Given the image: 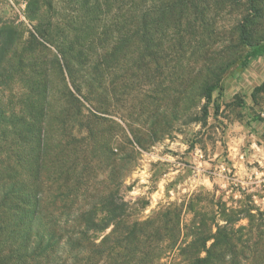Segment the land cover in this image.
<instances>
[{
    "label": "rangeland",
    "instance_id": "1",
    "mask_svg": "<svg viewBox=\"0 0 264 264\" xmlns=\"http://www.w3.org/2000/svg\"><path fill=\"white\" fill-rule=\"evenodd\" d=\"M136 3L0 0V264H264V54L242 66L264 0L151 12L147 52L127 38ZM98 40L102 78L79 79L77 110L51 61ZM21 185L37 210L9 198Z\"/></svg>",
    "mask_w": 264,
    "mask_h": 264
},
{
    "label": "trees",
    "instance_id": "2",
    "mask_svg": "<svg viewBox=\"0 0 264 264\" xmlns=\"http://www.w3.org/2000/svg\"><path fill=\"white\" fill-rule=\"evenodd\" d=\"M156 2V3H155ZM195 0H137L136 7L132 8L133 11L135 9V20L133 25L137 28V30L132 34V38L128 36L127 38L130 41H136L139 48L143 49V51H149L151 40L149 38V26H150V18H151V12H157L160 17V22L162 19L170 14H177V16L181 17L185 10H187L188 6L194 7ZM96 10V7L94 8ZM131 9V8H130ZM196 10V8H194ZM99 12L98 10L95 11ZM93 13V11H92ZM137 14L139 15L137 17ZM163 17V18H162ZM97 21V18L94 17L90 21V31L93 30V24ZM43 30V29H42ZM40 36H47L46 31H40L38 33ZM92 34V33H91ZM241 36L243 41H246V31L244 28L241 30ZM43 38V37H42ZM33 39L35 40V37L33 36ZM36 41V40H35ZM122 43V40H120ZM125 42V41H123ZM96 43V42H95ZM180 43V42H179ZM94 45V43H93ZM97 48L89 47V49H86L84 46L81 45H69L68 48H63L62 50H58V52L55 53L53 61H51V70L55 71L56 74L61 78V82L63 83L64 88V96L62 97L66 104L73 105L77 110L79 109V97L81 93V87L83 86V83L79 82V79L81 78H87L86 79V86H88V91H92V88L95 84H98V81L102 78V72H101V61L103 57L102 53V43L100 40L97 41ZM92 46V45H90ZM118 48V46H116ZM117 48L114 50L116 51ZM77 51V52H76ZM29 53V52H28ZM30 54L33 56L35 53L33 51H30ZM264 54V46H256L254 47L250 53H248L243 61L242 66L247 67L249 62L252 59L258 58ZM107 58V57H106ZM140 60H144L141 58ZM34 62L33 64L30 63L28 67H26L31 75L35 78H40V74H42V80L41 84L37 85V83L34 85L32 92L39 95L40 92H45L49 97L51 96V93H53V89H51V79L48 76L47 73V67L43 68V66H37ZM79 66H78V65ZM78 66V67H77ZM82 75L81 77H79ZM72 86L74 92H72V89H70L68 86ZM213 89H209L208 91V98L207 100H211V93ZM57 93H60L57 91ZM36 117L32 118V124L28 128H26L28 139L29 134H35V126H36ZM94 130L91 129L90 133L93 134ZM39 143L45 142V137L43 130L41 129L39 134H37ZM38 177V175L34 176V178ZM37 181H39V177L37 178ZM17 195H15L14 191H10L8 193V196L16 197L18 196V200L22 205H24L28 211H34L37 210L40 201L37 198L36 195H32L30 199H24L22 198L23 195L20 193L25 192L24 186H19L17 189H15ZM21 199V200H20ZM17 208V205L15 202L12 203L11 208H9L11 211L15 210ZM118 209V208H115ZM115 212L114 210L112 211ZM115 214V213H114ZM80 219L83 223H90L89 215L86 213L83 214ZM83 235V234H81Z\"/></svg>",
    "mask_w": 264,
    "mask_h": 264
}]
</instances>
